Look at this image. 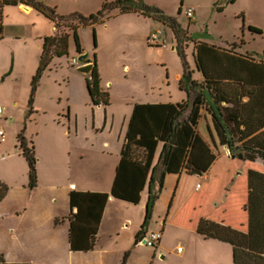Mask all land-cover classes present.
<instances>
[{
  "label": "crops",
  "instance_id": "1",
  "mask_svg": "<svg viewBox=\"0 0 264 264\" xmlns=\"http://www.w3.org/2000/svg\"><path fill=\"white\" fill-rule=\"evenodd\" d=\"M102 2L100 0L98 7ZM45 3L53 5L51 0H46ZM11 6L28 13L37 11L32 4H26L28 7L25 8L21 3L0 2V42L10 39L12 42L22 41L24 45L27 40L23 39L35 38L37 50L29 57L18 43H12L3 51L0 62V104L5 114L3 117L0 113V127L6 129L8 135V139L0 141V165L8 166V171L0 168V178L9 185L6 195L0 200V253L9 261H27L30 264H177L172 260H165L166 253L181 244V264H188L190 250L194 248H199L201 252L197 264H234V246H237L238 264H264V159L258 156L254 160H242L232 156L227 146V136L209 110L207 102L202 103L199 108L195 133L186 156L189 169L183 167L180 172L166 173L160 190L158 180L154 182L155 191L161 192L160 196L163 197L166 192L163 199L167 203L164 215H160L155 224L152 220L149 221L141 236L136 237L145 216L148 181L138 202L110 194L135 103H178L186 100L188 92L179 84L183 70L175 75L178 98L158 97L151 73L144 71L142 76L145 91L141 92L138 87L127 85L129 88L121 91L119 104L115 106L113 81L105 77L102 56L97 52L100 88L109 89L110 102L94 104L86 76L76 71V64L70 63L68 55L74 46L68 38V53L52 55L36 83L30 104L32 78L40 64L44 38L59 32L58 27L54 26L53 34H34L33 23H23L14 20L13 15L5 14L6 9ZM58 12L62 13L63 9L60 8ZM38 13L36 17L44 16ZM112 15L94 23L95 28L103 22L108 24L113 17L127 19L131 22L125 23L130 28L127 32L121 30L120 24H114V31L142 40L145 48H150L151 45L148 46L146 42L147 35L157 24L155 19L138 11L115 10ZM243 24L242 22V31L247 29L251 34L262 33L249 29L247 25L251 23ZM8 25L10 27L6 29L5 26ZM19 26L25 27L24 34L20 30L12 31V27ZM205 27L203 34L209 38L190 35L188 28L192 44L187 47V54L183 52L190 63L192 54L195 70H189L192 78L199 83L198 90L208 93L207 90L215 88L217 91L220 82L217 79L208 83L203 72L197 68L194 54L198 45H202L204 51L215 47L224 51H236L237 54L256 61H264L263 51V57L255 59L248 52L227 48L212 40L214 35L209 32L208 24ZM66 31L72 32L70 29ZM105 39L97 35L96 47L105 44ZM241 41L244 44L243 38ZM81 46L82 53L87 51V58L93 61L89 48H95V45L86 48L81 42ZM78 53L80 54L79 51ZM149 60L150 55L146 51L145 61ZM123 68L129 70L130 64L126 62ZM236 73L239 74V71L236 70ZM3 74L7 75L1 79ZM208 84L213 87L208 88ZM247 98L245 96L242 100ZM224 99L227 100L222 104L228 113L235 115L240 100L222 96L221 100ZM229 107L235 114L231 113ZM6 116L13 122L9 123ZM22 131L34 144L37 183L33 187L29 185L30 167L17 139L18 133ZM7 141L10 146L6 144ZM159 145L154 164L162 142ZM240 163L242 172L237 170ZM160 169L161 166H158L157 172ZM173 175L177 176L176 181L169 184V177L173 178ZM187 177L190 179L189 183ZM197 183H200L198 188ZM72 189L109 193L94 245L87 250H73L70 247ZM156 203L157 199L154 207ZM138 207L144 210L131 228L130 224ZM200 219L220 224L225 238L200 233L197 230ZM158 228L162 236L156 246L146 249L145 260L126 259L128 250L121 235L127 229H131L135 243H142L140 238ZM167 231H172L174 237H180L174 246L168 247L169 241L165 238ZM85 241L84 238L80 240L82 243Z\"/></svg>",
  "mask_w": 264,
  "mask_h": 264
},
{
  "label": "trees",
  "instance_id": "2",
  "mask_svg": "<svg viewBox=\"0 0 264 264\" xmlns=\"http://www.w3.org/2000/svg\"><path fill=\"white\" fill-rule=\"evenodd\" d=\"M0 2L32 4L55 20L56 27L60 26V19H65L66 25L73 33L76 48L80 53H82L83 49L77 27L81 24L87 25L103 21L112 15L113 12L110 10L116 8H119L120 12L138 11L144 15L162 20L174 28L176 35L183 30L175 17L165 14L156 5L150 4L145 0H104L101 8L89 15L81 12L57 15L54 10H47L42 7V3L38 0H0ZM218 8L222 9V6H218ZM243 25H245V22ZM247 26L253 31H262L256 25L248 24ZM68 36L69 33L67 31L45 36L40 64L32 78L30 104L36 83L52 55L68 53ZM94 43L97 45L96 37ZM203 51L202 45H198L194 54L195 63L197 68L207 78L208 83L217 79L220 81L216 92L207 90V93L197 90L199 83L192 78L191 71L183 60L184 70L179 79V84L181 88L187 90L188 98L178 103H135L131 113L110 194L138 202L140 193L146 181H148L145 216L141 228L137 232V238L141 236L145 226H147L151 208L158 197L159 192L155 191L154 188L155 180H158L160 190L166 173H177L183 167H188L185 160L195 133L199 108L202 103L207 102L212 115L222 126L227 136V146L232 156L242 160H254L258 156L264 159V61H256L247 56H241L236 51H224L215 47ZM85 61L92 60L86 58ZM93 63L91 74L86 76L92 103L107 104L110 102V94L107 90L100 88L96 55ZM236 70L239 71V74L236 73ZM208 88H210V85ZM208 94L210 95L208 96ZM222 96L240 100L238 111L235 115L227 112V108L221 103ZM245 96L248 98L242 100ZM234 137L240 142V144H237L239 150H236L232 143ZM17 139L21 152L29 164V185L33 187L37 183L36 155L33 140L27 138L23 131L18 133ZM161 142L162 147L157 162L154 164V156L158 144ZM158 166H161V169L157 172ZM8 188V183L0 178V200L6 195ZM108 196V192L102 191L77 189L70 191L71 249L87 250L93 247L102 210ZM74 208L75 210H73ZM197 230L207 236L225 238L222 235V226L211 220L200 219ZM83 238L86 239L84 243L80 242ZM233 256L234 264H238L237 246H234ZM0 264L30 263L27 261H9L3 253H0Z\"/></svg>",
  "mask_w": 264,
  "mask_h": 264
},
{
  "label": "rangeland",
  "instance_id": "3",
  "mask_svg": "<svg viewBox=\"0 0 264 264\" xmlns=\"http://www.w3.org/2000/svg\"><path fill=\"white\" fill-rule=\"evenodd\" d=\"M42 3V7L47 10H54L57 15H67L74 12H81L86 15L90 13L96 12L101 8L102 4L98 7L100 0H58V2H54L51 0L52 6L47 5L46 0H38ZM104 1V0H103ZM150 4L156 5L160 8L165 14L171 15L176 18V20L180 23L183 28L182 31L176 35L174 28L162 20L152 17L157 21V24L149 30L147 35V44L150 46L148 49L145 48L143 41H139L136 39H132L130 36L126 34H117L118 31H114V24H120L121 30L123 32H127L130 28L125 23H131L127 19H119L115 18L110 19L109 23L103 22L101 25L95 28L94 24H81L77 27L78 33L83 42L84 46L87 48L88 46L93 47L95 45L94 40L97 35L106 38L105 44H100L99 47L95 45V48H89V51L92 55V59L94 56H97V52L102 56V64L104 68V74L106 78H110L113 81V105L117 106L119 104L121 91L125 88H129V86L138 87L141 92L145 91V81L143 79L142 73L147 71L149 74L151 73L153 82L156 84V94L158 97L172 99L178 98V87L176 85L175 75L177 72L184 70V62H186L187 68L195 70L194 62L192 54H190V63L187 60V47L192 44V36L191 34H197L202 38H209L207 35L203 34V30L205 24L209 26V32L213 33L214 38L212 40L219 42V44L226 46L227 48H232L235 50H239L242 52H248L255 59H261L263 57L262 51L264 49V0H145ZM25 4L21 2V5ZM103 3V2H102ZM188 6H193L195 9L194 19H189L183 12V9ZM218 6H222V9H219ZM35 7V6H34ZM98 7V8H97ZM36 8V7H35ZM60 8L63 9V12H58ZM37 11L33 13H28L18 9L17 7H8L6 9V15H13L14 20L23 22V23H33L34 31L43 32L45 34H53L54 26H56L55 20L49 17L45 12L36 8ZM119 8L110 10L111 12H115ZM38 12L44 14V16L36 17ZM113 14V13H112ZM113 15H110L111 17ZM148 16V15H147ZM241 16V17H240ZM108 17V18H109ZM151 17V16H150ZM251 23L253 25L259 26L262 29L261 34H251L247 29L242 31V22ZM60 26L58 27V32L62 33L66 31L68 26L65 19L59 20ZM247 25V24H246ZM8 26H5L7 29ZM52 27V28H51ZM190 30V35L188 32ZM206 28V27H205ZM16 32V30H20L21 34L26 32L25 27H12V31ZM156 30L159 34V42L151 43L148 40V36ZM71 44L74 46L73 49L70 50L68 57L77 58L79 53L76 48L75 39L73 33L70 32L68 36ZM244 39V44L241 39ZM23 40H27L26 44L22 45V41L12 42L10 39H6L5 41L0 42V62L3 58V51L7 49L9 45L14 43L22 47V49L28 53L29 57L37 50V40L35 38H25ZM210 40V39H209ZM21 42V43H19ZM159 45V46H158ZM146 51L150 55V60L148 62L145 61ZM75 52V54H74ZM87 52V51H85ZM183 52H186L184 56H182ZM257 52V53H255ZM190 53L191 49H190ZM78 59V58H77ZM66 60V58H65ZM128 62L130 64V69H124V64ZM98 65V62H97ZM128 70V71H127ZM7 74H3V79ZM193 76V75H192ZM166 78V80H165ZM166 81H169L166 84ZM129 85V86H127ZM210 87H213L209 84ZM32 86V85H31ZM32 89V87H31ZM30 89V91H31ZM50 90V88H47ZM177 89V90H176ZM109 91V89H106ZM198 90V87H197ZM195 90V91H197ZM211 92H216V89H211ZM227 99L221 100V103L226 101ZM238 101V100H237ZM237 101L235 104L237 105ZM1 102V100H0ZM239 102V101H238ZM224 104V103H223ZM2 105V104H1ZM231 113L234 110L231 109ZM228 112V110H227ZM186 114V113H185ZM5 115L4 112L1 113V116ZM4 117V116H3ZM9 123L13 122V120L6 116ZM5 131H7L5 129ZM6 138L8 139V135L6 132ZM5 138V139H6ZM12 141V139H11ZM13 142V141H12ZM233 145L236 150L237 144L240 142L234 137ZM7 145L9 142L7 141ZM10 146V144H9ZM160 149V145L156 150V154L154 157V161L157 158V153ZM1 151V147H0ZM159 165H161L159 163ZM242 163H240V167H238V171H243L241 169ZM0 168L8 171V166L0 165ZM170 176H172L170 174ZM174 177H169V184L176 181V175ZM188 183L190 179L187 177ZM165 192V191H164ZM168 192V191H167ZM160 193V194H159ZM158 193L157 203L153 204L151 208V215L147 221L152 220V223L155 224V220L158 221L160 215H164L167 203H165L166 192L163 194L161 192ZM144 208H137L135 217L132 219L131 228L134 226L136 219H139L140 214L143 212ZM145 212V210H144ZM158 224V223H157ZM157 230H160L159 228ZM167 235L165 238L169 241L168 247L174 246L179 241V236L174 237L172 231H167ZM122 242L126 244V249L128 250L126 253V259L130 261H143L146 259L147 250L152 246H148L146 244H142L140 242L135 243V237L132 236L131 229H127L122 235ZM182 243V242H181ZM185 244V242H183ZM182 245L177 244L174 249L168 250L166 253L167 261L172 260L174 263L181 264L183 261L182 253L178 251V247ZM191 257L189 258L188 264H197V259L200 258L201 252L199 248H194L190 250ZM171 261V262H172Z\"/></svg>",
  "mask_w": 264,
  "mask_h": 264
},
{
  "label": "built area",
  "instance_id": "4",
  "mask_svg": "<svg viewBox=\"0 0 264 264\" xmlns=\"http://www.w3.org/2000/svg\"><path fill=\"white\" fill-rule=\"evenodd\" d=\"M183 12L184 14L189 18V19H194V16H195V9L193 6H188V7H185L183 9ZM159 34L156 30H154L149 36H148V40L153 43H158L159 42ZM71 64H76L78 65L79 64V61L76 57H72L71 58V61H70ZM3 112V106L0 104V113ZM6 138V131L4 128L0 127V141H4ZM196 187H200V183H197L196 184ZM162 236V233L160 230H152L149 232V234L147 236H144L143 238H140L141 242L143 244H146L148 246H156L158 241L160 240ZM144 240V242H143ZM178 251H181V246H179L178 248Z\"/></svg>",
  "mask_w": 264,
  "mask_h": 264
},
{
  "label": "water",
  "instance_id": "5",
  "mask_svg": "<svg viewBox=\"0 0 264 264\" xmlns=\"http://www.w3.org/2000/svg\"><path fill=\"white\" fill-rule=\"evenodd\" d=\"M22 5L25 8L28 7L25 4H22ZM87 55H88L87 52L80 53L77 57L80 64H78L76 66V71H78L79 73H81L85 76H89L91 74L93 66H94L93 61H85L87 58ZM227 150L229 152L228 148H227ZM143 242H144V240H143Z\"/></svg>",
  "mask_w": 264,
  "mask_h": 264
},
{
  "label": "bare ground",
  "instance_id": "6",
  "mask_svg": "<svg viewBox=\"0 0 264 264\" xmlns=\"http://www.w3.org/2000/svg\"><path fill=\"white\" fill-rule=\"evenodd\" d=\"M227 149V148H226ZM227 152H228V150H227Z\"/></svg>",
  "mask_w": 264,
  "mask_h": 264
}]
</instances>
